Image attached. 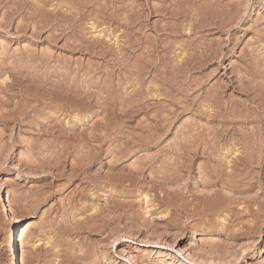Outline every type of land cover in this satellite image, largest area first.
<instances>
[{"label":"rangeland","instance_id":"rangeland-1","mask_svg":"<svg viewBox=\"0 0 264 264\" xmlns=\"http://www.w3.org/2000/svg\"><path fill=\"white\" fill-rule=\"evenodd\" d=\"M58 1L0 0V264L12 164L38 190L16 264H264V0Z\"/></svg>","mask_w":264,"mask_h":264},{"label":"bare ground","instance_id":"bare-ground-1","mask_svg":"<svg viewBox=\"0 0 264 264\" xmlns=\"http://www.w3.org/2000/svg\"><path fill=\"white\" fill-rule=\"evenodd\" d=\"M60 1V0H59ZM58 1V2H59ZM61 1H63V0H61ZM187 1V0H186ZM15 2V1H14ZM64 2V1H63ZM63 2H61V3H63ZM123 2V1H122ZM21 3V2H20ZM61 3H60V5H61ZM135 3V2H134ZM21 4H23V3H21ZM83 4V3H82ZM23 5H25V4H23ZM176 5V4H175ZM21 6V5H20ZM33 6H35L34 4H33ZM81 6V5H80ZM105 6V5H104ZM17 7V6H16ZM19 7V6H18ZM62 7V6H61ZM61 7H60V9H61ZM128 7V6H127ZM138 7V6H137ZM20 8V7H19ZM30 8V7H29ZM80 8H82V6L80 7ZM121 8V7H120ZM179 8V7H178ZM18 9V8H17ZM33 9V8H32ZM36 9V8H35ZM35 9H33V10H35ZM57 9H59V8H57ZM57 10L58 11V13H57V11H55L56 13L55 14H53L52 12H53V10H56V9H53L52 10V12H51V14H52V17L53 16H56V18L58 19L59 17H57L59 14H61V13H59L61 10ZM72 9V8H71ZM83 9V8H82ZM116 9V8H115ZM101 10V9H100ZM9 11V10H8ZM8 11H6V12H8ZM11 11H13V12H15V10H10L8 13L10 14L11 13ZM65 11H67V10H64V12L63 13H65ZM69 11H71V10H69ZM5 12V11H4ZM6 12L5 13H3V14H6ZM12 12V13H13ZM26 13H24V14H26L25 16H27V11H25ZM29 12V11H28ZM31 13H32V11H30ZM34 12V11H33ZM35 12H37V9L35 10ZM34 12V13H35ZM81 12V11H80ZM7 13V14H8ZM31 13H29L28 15H30ZM62 13V19L64 20L65 18H64V14ZM71 13V12H70ZM73 13V12H72ZM71 13V14H72ZM82 13V12H81ZM6 14V20L7 21H9L8 19H9V17L12 15V14H10L9 15V17H8V15ZM16 14V12L14 13V15ZM24 14L22 15V14H20V15H22L23 17L22 18H20L21 19V21H22V19H30V22L33 20V19H31L30 18V16H27L26 18H24L25 16H24ZM39 14V13H38ZM49 15H50V13H48ZM66 14V13H65ZM70 14V15H71ZM74 14L75 13H73L72 15L73 16H71V17H73L74 18ZM77 14H79V12L77 13ZM14 15L13 16H11V17H14ZM42 15V14H41ZM68 15H69V13H68ZM70 15H69V17H70ZM137 15V14H136ZM18 16V15H17ZM31 16H33V14L31 15ZM35 16H37V15H35ZM60 16V15H59ZM76 17H77V15H75ZM80 16H81V14H80ZM118 16V15H117ZM135 16V15H134ZM4 17V18H5ZM11 17H10V19H11ZM20 17V16H19ZM18 17V18H19ZM38 17H39V15H38ZM68 17V16H67ZM132 17V16H131ZM138 17V16H137ZM3 18V19H4ZM32 18H34V16L32 17ZM37 18V17H36ZM51 18V17H50ZM55 18V17H54ZM145 18V17H144ZM15 19V18H14ZM52 19V18H51ZM56 19V20H57ZM75 19H78V18H75ZM13 20V19H12ZM25 20H24V23H25V25L28 23L27 21L28 20H26V22H25ZM53 20V19H52ZM52 20H50V22H52ZM59 20V19H58ZM60 20H61V18H60ZM74 20V19H73ZM15 21V20H14ZM33 21H36V22H33ZM32 22H33V24H32V22L30 23L31 25H28L29 26V30L31 31V33H33L34 34V31L32 32V30H33V28H32V30H31V27L30 26H32V27H34V25H35V27L36 28H38L37 26L38 25H36L37 24V22L39 21L38 20V18L36 19V20H33ZM70 21V20H69ZM131 21H132V18H131ZM134 21V20H133ZM55 22V20L53 21V23ZM58 22H60V21H58ZM77 22V21H76ZM118 22H120V21H118ZM22 23V22H21ZM24 23L23 24H21V25H24ZM36 23V24H35ZM39 23V22H38ZM66 23V22H65ZM6 24V23H5ZM9 24V23H8ZM51 24V23H50ZM55 25H56V23H54ZM71 24V23H70ZM109 24V23H108ZM134 24V23H133ZM20 25V26H21ZM25 25L24 26H22V27H19V28H16V25H15V29H17V30H23L24 28L26 29V27H25ZM57 25H60V24H58L57 23ZM56 27V26H55ZM70 27V26H69ZM178 27V26H177ZM28 28V27H27ZM36 28H34V30L36 29ZM79 28V27H78ZM55 29H57V28H55ZM76 29V28H75ZM178 29V28H177ZM19 31V32H22V31ZM37 30L38 29H36V33H37ZM42 30V29H41ZM65 30V29H64ZM160 30V29H159ZM143 31V30H142ZM168 31H169V29H168ZM177 31V30H176ZM64 32V31H63ZM122 32V31H121ZM155 32V31H154ZM37 34H39V32L37 33ZM77 34V33H76ZM34 35H36V34H34ZM56 36V35H55ZM79 37V36H78ZM105 38V37H104ZM73 39V38H72ZM129 39V38H128ZM51 40H53V39H51ZM74 40V39H73ZM193 41V40H192ZM85 43V42H84ZM131 43L132 42H130V45H131ZM137 43V42H136ZM97 44V43H96ZM96 44H94V45H96ZM66 45V44H65ZM92 45V44H91ZM93 45V46H94ZM122 45V44H121ZM137 45V44H136ZM140 45V44H139ZM3 46V45H2ZM72 46V45H71ZM67 47V46H66ZM90 47V46H89ZM2 48V47H1ZM4 48V50H5V52H6V47H3ZM6 48V49H5ZM84 48V47H83ZM98 48V47H97ZM127 48H129L128 46L125 48L126 50H127ZM130 48H131V46H130ZM93 49V48H92ZM91 49V50H92ZM99 49V48H98ZM123 49V48H122ZM132 49V48H131ZM206 49V48H205ZM102 50V49H101ZM121 50V49H120ZM125 50V51H126ZM130 50V49H129ZM132 51V50H131ZM157 51V50H156ZM2 52H4V51H2ZM93 52V51H92ZM100 52V51H99ZM124 52V51H123ZM128 52V51H127ZM21 53V52H20ZM32 53V52H31ZM130 53V52H129ZM2 55H4L3 53H1ZM18 54V53H17ZM22 55L24 54V53H21ZM25 54H28V53H25ZM98 54V53H97ZM125 54H126V52H125ZM202 54V53H201ZM15 55H16V53H15ZM15 55H13V56H15ZM20 55V54H19ZM18 55V56H19ZM31 55H33V54H31ZM26 56V55H25ZM30 55L28 54V56L27 57H29ZM12 57V56H11ZM20 57V56H19ZM18 57V58H19ZM27 57H24V59H25V61H26V59L28 60V58ZM30 57H33V56H30ZM126 57V56H125ZM16 58H17V56H16ZM23 58V57H22ZM21 57L19 58V59H17L18 61H20V64H22L23 62H21V60L20 59H22ZM3 59V58H2ZM13 59V58H12ZM24 59H22V61H24ZM31 61L29 62H27L26 61V63L28 64V63H32V64H28V66L29 65H32V67L33 66H35V67H33L34 69L36 68V66H40L41 64L43 65H45V63H46V61L48 62V60H44L45 61V63H44V61H43V63H41V64H39V60H37L36 59V57L34 56V59L33 58H29ZM5 60V59H4ZM4 60L2 61V63L4 62ZM16 60V61H17ZM32 60H34L36 63H37V61H38V65L34 62V61H32ZM166 60V59H165ZM13 61H15V57H14V60ZM15 61V62H16ZM42 61V60H41ZM40 61V62H41ZM113 61V60H112ZM192 61V60H191ZM5 62H7L6 60H5ZM36 64V65H34V63ZM10 63V62H9ZM18 64H19V62H17ZM48 63H50V65H51V61H49ZM192 63V62H191ZM5 64V63H4ZM12 66V68H14L13 67V64L12 63H10ZM16 64V63H15ZM19 64V66H21ZM25 64V63H24ZM23 65V64H22ZM26 65V64H25ZM24 65V67H26V71L28 70V68H27V66H25ZM49 66V65H48ZM47 65H46V73L48 74H46L45 73V71H44V75H45V77H47V76H50L49 74H52V72L54 73L55 72V70L53 69V67L51 68V73H48L49 72V70L50 69H48L49 67H51V66H49L48 67ZM182 66V65H181ZM31 66H29V68H30ZM31 67V69L33 70V68ZM41 67V66H40ZM57 67V66H56ZM165 67V66H164ZM16 68V70H17V72H19V70H20V72H19V75H21V74H23V76H25V73H27L24 69L25 68H23V70L25 71V72H22L21 71V69H22V66L21 67H19L18 68V65H17V67H15ZM21 68V69H20ZM159 68V67H158ZM31 69H29V70H31ZM40 69V68H39ZM38 69V70H39ZM44 70V67L43 68H41L40 70H39V72L41 71V70ZM52 69H53V71H52ZM252 69V68H251ZM28 70V71H29ZM36 70V69H35ZM34 70V71H35ZM34 71H32V72H34ZM48 71V72H47ZM91 71V70H90ZM22 72V73H21ZM31 71H30V75L31 74H33ZM36 73H38L37 72V70L35 71ZM35 72H34V74H35ZM42 72V75H43V71H41ZM180 72H182V71H180ZM15 73V72H14ZM29 73V72H28ZM172 73V72H171ZM174 73V72H173ZM17 74V73H16ZM41 74V73H40ZM249 74V73H248ZM18 75V74H17ZM27 75V74H26ZM30 75H27V77H30ZM42 75H39L40 76V78L41 77H44V76H42ZM47 75V76H46ZM23 76H21V77H23ZM32 76V75H31ZM39 76L37 77L38 79H40L39 78ZM53 76H55V75H52L51 76V78L53 79ZM59 76V75H58ZM56 77H57V75H56ZM48 78V80L45 78V80L46 81H44L43 80V78H41L43 81H44V83L46 82H49V84H47V85H50V86H52L51 85V82L49 81V77H47ZM51 78H50V80H51ZM30 79V78H29ZM38 80V79H36V77H35V75H34V77L32 78V80ZM40 79V81L42 82V80ZM138 79V78H137ZM174 79V78H173ZM65 80V79H64ZM30 81H31V79H30ZM73 81V80H72ZM35 82H37V81H35ZM38 82H39V80H38ZM180 82V81H179ZM178 82V83H179ZM43 83V82H42ZM45 83V84H46ZM67 83V82H66ZM181 83V82H180ZM38 84H40V83H38ZM97 84V83H96ZM60 86V85H59ZM181 86V85H180ZM46 87V86H45ZM77 87V86H76ZM261 87V86H260ZM52 88V87H51ZM82 88V87H81ZM67 89V88H66ZM260 89V88H259ZM68 90V89H67ZM83 91V90H82ZM75 93L76 92H78V93H76V94H78V95H81L80 93H82L83 94V92H81L80 91V93H79V91H74ZM142 92V91H141ZM140 92V93H141ZM244 94V93H243ZM172 96V95H171ZM173 97V96H172ZM137 99V98H136ZM97 101V100H96ZM251 106V105H250ZM223 112V111H222ZM96 118V117H95ZM251 130V129H250ZM249 130V131H250ZM240 133V132H239ZM248 136V135H247ZM252 137V136H251ZM245 138V137H244ZM246 138H248V137H246ZM219 139V138H218ZM248 140H250V139H248ZM247 140V141H248ZM198 141V140H197ZM212 141V140H211ZM216 141V140H215ZM245 141V140H244ZM259 141H261V140H259ZM185 143V142H184ZM207 143V142H206ZM211 143V142H210ZM249 143V142H248ZM261 143V142H260ZM186 144V143H185ZM204 144V143H203ZM184 145V144H183ZM189 145V144H188ZM210 145V144H209ZM180 146H182V145H180ZM212 146V145H211ZM172 147H174L175 148V150L176 151H178V149L176 148V146L174 145H172ZM203 147H205V146H203ZM190 148V147H189ZM208 147H206V148H203V150H205V149H207ZM210 148V147H209ZM217 148V147H216ZM257 149V148H256ZM174 150V151H175ZM214 150V149H213ZM258 150V149H257ZM175 151V152H176ZM250 151V150H249ZM203 152V151H202ZM250 152H252V151H250ZM184 153V152H183ZM205 154L207 155V153L205 152ZM204 154V155H205ZM212 154V153H211ZM202 155V154H201ZM252 155V154H251ZM255 155V154H254ZM194 156V155H193ZM179 157V156H178ZM208 157V156H207ZM245 157V156H244ZM183 158V157H182ZM191 158V157H190ZM211 158V160L213 159L212 158V156H210L209 157V159ZM176 159V158H175ZM179 158H177V160H178ZM189 159V158H188ZM244 159V158H243ZM246 159V158H245ZM173 160H174V158H173ZM183 160V159H182ZM214 160V159H213ZM242 160V159H241ZM240 160V161H241ZM152 161V160H151ZM207 161H209L208 159H207ZM239 161V160H238ZM142 162V161H141ZM150 162V161H149ZM171 162V161H170ZM175 162H177V161H174V162H171V163H174V165H175ZM179 162V161H178ZM177 162V164H179ZM211 161H209L207 164H209ZM242 162V161H241ZM240 162V163H241ZM248 162V161H247ZM151 163V162H150ZM165 163H167V162H165ZM164 162H163V166L165 167L166 166V164H165ZM213 163V162H212ZM251 163V162H250ZM256 163V162H255ZM258 163V162H257ZM145 164V163H144ZM143 164V165H144ZM167 164H170V163H167ZM173 165V164H172ZM172 165L170 164V166H171V168L169 169V167H165V171L162 169H160V171H162L163 173V177L159 174V173H161V172H159V170H158V178H157V175L156 174H154V173H157V172H154V171H152V174H153V176H155L156 175V178H153V176L152 177H150V178H152V180H154V181H151V179L149 180L151 183L152 182H154L155 183V179H157L158 181H160L159 183L161 184V187L160 188H162V184H164L163 183V181L165 180V182H167L166 180H170V179H172V178H170L169 176L171 175V174H174V172H172ZM173 165V167H174V169H175V166ZM181 165H182V163H181ZM180 165V166H181ZM210 165V164H209ZM208 165V166H209ZM255 165V164H254ZM145 166V165H144ZM163 166H160V168H162ZM177 166V165H176ZM239 166V165H238ZM237 166V167H238ZM163 167V168H164ZM177 167H179V166H177ZM220 167V166H219ZM158 168V167H157ZM169 169V171H168V169ZM8 169H9V183H10V190H9V194H8V198L6 199V201H3V211H4V214H5V224L7 225V234H6V237H5V240H6V243L8 242V245H9V254H8V257H7V260H5V264H16V262L14 261V244H13V242H14V237H15V234H16V232H17V235H18V231H19V229H20V225L24 222V223H27V227H29V226H31V225H34L35 223H36V220H37V218H38V203H37V194H38V190H37V188H35V187H30V186H26V183H25V180H24V176L22 175V173H21V169H20V167H19V165L18 164H12V165H10V166H8ZM166 169H167V171H166ZM182 169V168H181ZM206 169V168H205ZM141 170V169H140ZM171 170V171H170ZM178 170V172H181V171H179V169H177ZM176 170V171H177ZM215 170V169H214ZM214 170L213 169H211V171L210 172H212L213 171V173L212 174H214L215 172H214ZM175 171V170H174ZM176 171H175V174H177L178 175V173H176ZM218 171V170H217ZM142 172V171H141ZM154 172V173H153ZM169 173V172H171L170 174H169V176L167 175V176H165L166 175V173ZM223 172V171H222ZM137 173H138V171H137ZM136 173V174H137ZM207 173V172H206ZM224 173V172H223ZM226 173V172H225ZM237 173V172H236ZM257 173V172H256ZM165 174V175H164ZM180 174V173H179ZM211 174V173H210ZM211 174V175H212ZM181 175V174H180ZM207 175V174H206ZM206 175H205V177H204V174L203 175H201V176H203L204 177V179L205 178H207L206 177ZM218 175H220L219 173H218ZM222 175V174H221ZM247 175V174H246ZM251 175V174H250ZM172 176H174L175 177V175H172ZM171 176V177H172ZM199 177V179L201 180V178L202 177ZM215 176H217V174H215ZM179 177V176H178ZM228 176H226V178H227ZM177 178V177H176ZM176 178H175V180H176ZM180 178V177H179ZM208 178H210V177H208ZM213 178H215L214 176H213ZM218 178V177H217ZM222 178H223V176H222ZM229 178H232V177H229ZM145 179V178H144ZM238 179V178H237ZM177 180H178V178H177ZM202 180H203V178H202ZM201 180V181H202ZM208 180V179H207ZM211 180V179H210ZM220 180V179H219ZM219 180H218V183H219ZM231 180V179H230ZM233 180V179H232ZM146 181V180H145ZM148 181V183H150ZM171 181V180H170ZM170 181H169V183H170ZM174 181V179H172V181L171 182H173ZM224 181H227V183H225ZM222 180L221 181V185L219 186L220 188H222L224 185L226 186V187H228L227 185H229V180ZM251 181V180H250ZM200 182V181H199ZM198 182V183H199ZM214 182V181H213ZM213 182H210V181H208V182H204V180L202 181V182H200V183H202V186L203 187H205V186H207V187H210V186H212V187H215V184L213 183ZM236 182V181H235ZM169 183H168V185H169ZM231 183V182H230ZM237 183H238V181H237ZM171 184V183H170ZM196 184V183H195ZM216 184H217V182H216ZM227 184V185H226ZM159 185V184H158ZM157 185V182H156V185L155 186H153V187H156V186H158ZM165 185V184H164ZM166 186V185H165ZM197 186V185H196ZM217 186V185H216ZM240 186V185H239ZM193 188V187H192ZM191 188V189H192ZM230 188V187H229ZM142 189V188H141ZM157 189H159V186H158V188ZM163 189V188H162ZM156 191V190H155ZM159 190H157V192H158ZM189 191H193V189L192 190H189ZM212 191V190H211ZM166 192V191H165ZM168 192V191H167ZM187 192V191H186ZM196 191H193V193H195ZM174 193V192H173ZM189 193V192H188ZM192 193V192H191ZM190 193V194H191ZM205 193V192H204ZM212 193V195L211 196H213V198L214 197H217V196H215L216 194H215V192H211ZM215 195H214V194ZM217 193V192H216ZM166 194V193H165ZM175 194H176V192H175ZM182 195H183V193H182ZM192 195H194V194H192ZM197 195V194H196ZM205 198L206 197H208V195H209V192H208V195L206 196V194H202ZM202 195H200L201 197H203ZM22 196L24 197V199H25V203H24V209H23V215H20V209L22 208V201H23V199H22ZM144 196V195H143ZM170 196V194H168V197ZM185 196V195H184ZM189 196V195H188ZM199 196V195H198ZM200 196H199V198L197 197V199L199 200V199H201L200 198ZM144 197H146V196H144ZM166 197V196H165ZM189 197H191V196H189ZM226 197V200L227 199H229V198H227V196H225ZM163 200L165 199L164 198V195H163ZM192 198V197H191ZM193 198H196V197H194L193 196ZM205 198H203V199H205ZM208 198H211V197H208ZM208 198H206L208 201H210V203L208 202V204L210 205H208L209 207H211V206H213L214 205V207H215V202L214 201H212L211 199L209 200ZM145 200H146V198H144ZM167 199V198H166ZM165 199V200H166ZM170 199H173V196H172V198L170 197ZM202 199V200H203ZM205 199V200H206ZM223 199H225V198H223ZM168 200V199H167ZM186 200H188V199H186ZM214 200V199H213ZM172 201H174V200H172ZM171 201V202H172ZM189 201V200H188ZM191 201V200H190ZM193 201V200H192ZM192 201L190 202V203H192ZM219 201V200H218ZM225 201V200H224ZM224 201L222 202V200L221 201H219L220 203V205L222 206L223 205V203H224ZM212 202H213V205H212ZM222 202V203H221ZM189 203V204H190ZM197 203V205H198V203L199 202H196ZM217 203V202H216ZM173 204V203H172ZM188 203L186 204L185 203V205L187 206V205H189ZM218 204V203H217ZM217 204H216V206H217ZM191 205V204H190ZM189 205V206H190ZM193 205V204H192ZM192 205H191V207H192ZM195 205V204H194ZM199 206V205H198ZM226 206V205H225ZM197 207V206H196ZM212 207V208H210L211 210L212 209H214L215 210V208H217V207ZM223 207H224V205H223ZM113 208H115V207H113ZM183 208V207H182ZM219 209H220V206L218 207ZM217 208V209H218ZM222 208V207H221ZM146 209V208H145ZM180 209H181V207H180ZM195 209V208H194ZM138 210V209H137ZM196 210V209H195ZM125 211V210H124ZM21 213H22V211H21ZM107 215V214H106ZM183 215V214H182ZM102 219V218H101ZM111 224V223H110ZM17 229V230H16ZM107 230V229H106ZM104 259H103V261L102 262H105V261H107V260H109L108 258H106V256H102Z\"/></svg>","mask_w":264,"mask_h":264},{"label":"water","instance_id":"water-1","mask_svg":"<svg viewBox=\"0 0 264 264\" xmlns=\"http://www.w3.org/2000/svg\"><path fill=\"white\" fill-rule=\"evenodd\" d=\"M6 201V200H5Z\"/></svg>","mask_w":264,"mask_h":264}]
</instances>
